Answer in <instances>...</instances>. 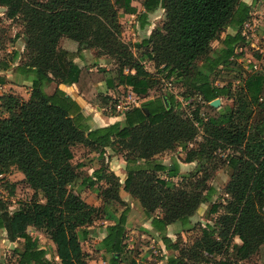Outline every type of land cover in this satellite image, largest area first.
Listing matches in <instances>:
<instances>
[{
  "label": "trees",
  "instance_id": "trees-1",
  "mask_svg": "<svg viewBox=\"0 0 264 264\" xmlns=\"http://www.w3.org/2000/svg\"><path fill=\"white\" fill-rule=\"evenodd\" d=\"M133 2L0 0L6 17L23 26L26 44L23 54L14 51L10 61H0V73L12 71L20 61L15 70L33 82L28 100L12 93L0 97V177L16 168L34 191L31 202L15 211L0 201V231L11 243L24 242L23 251L17 250L20 264H54L39 241L30 236L31 229L50 238L59 264H90L82 243L90 237V228L107 219L106 207L121 205L122 213L116 224L108 227L98 249L112 256L111 264H120L130 214L120 196L123 188L144 217L152 220L167 249L180 252L179 257H170L168 264H211L218 256L225 260L220 264H239L263 251L264 71L247 73L236 87L239 79L222 88L216 87L213 79L239 66L243 53L238 51L249 45L243 32L252 19L251 7L243 0H143L142 28L159 10L164 11V20L149 38L131 46L122 39L119 11L138 15ZM229 28L237 33L222 41ZM63 39L76 43L77 51L60 48ZM215 42H220L217 50L213 49ZM134 49L143 50L141 57ZM85 51L110 58L115 69L93 72L81 67L76 60L83 58ZM255 57L264 61V53ZM146 62L185 89L186 101L199 104L192 117L175 95H164L128 109L123 124L92 130L80 105L60 89L62 85L76 86L86 102L115 110L114 99L100 94L96 85L104 83L108 91L127 88L138 98H148L158 83ZM52 85L56 89L48 94ZM223 98L232 106H211ZM200 132L202 142L195 149L191 145ZM77 147L99 154L102 161L108 151L122 156L127 163L126 182L122 184L106 165L92 177L81 179L84 165L74 164ZM178 149L186 152L185 164H198V170L182 178L179 162L166 165L156 159ZM219 150L232 151L222 165L230 178L225 188L227 199L212 207L211 214L220 211L216 225L208 227L193 248L183 251L172 245L167 228L177 224L189 227L200 208L217 195L209 186L214 173L207 166ZM80 179L82 187L98 195L101 207L89 205L75 193ZM177 179L181 183H175ZM139 246L137 243L134 248L135 255Z\"/></svg>",
  "mask_w": 264,
  "mask_h": 264
},
{
  "label": "rangeland",
  "instance_id": "rangeland-1",
  "mask_svg": "<svg viewBox=\"0 0 264 264\" xmlns=\"http://www.w3.org/2000/svg\"><path fill=\"white\" fill-rule=\"evenodd\" d=\"M142 1L143 0H134L133 5L142 12ZM120 14V22L123 26V34L122 39L125 43L130 44L131 46H135L137 44H140L144 39L148 37L147 32L142 33L139 30V22H137V18L127 20L126 15L124 14L123 10L119 11ZM138 24V27L136 23ZM163 20L155 21V28L162 25ZM253 28H248V31L250 35H252ZM252 41L253 38H251ZM25 36H24V28L21 25L19 21H11L6 17V10L3 8H0V61H10L12 59L11 53L14 51H18L21 54L24 53L25 49ZM60 48L64 50H73L78 49L76 43L68 40L63 39L60 43ZM18 49V50H17ZM255 51V50H253ZM134 52L137 57H141V52L143 50H137L134 49ZM252 52V51H250ZM253 53V52H252ZM91 54L95 57H98V52L91 51ZM99 58V57H98ZM102 59L105 63V68L109 70H114L116 65L113 63L110 58L102 57L99 58ZM21 62L18 61L17 65H19ZM201 66V63H199ZM97 65H90L87 66V68L95 69ZM146 69L153 73L157 85L156 88L150 92V96L148 98H138L136 96H133L129 93V89L127 88H119L116 90L117 96L114 99L116 102V105L122 104L123 109L117 110L115 108L111 109L115 111L114 113H124L126 110L131 109L133 107H136L138 105H142L144 102L150 99H155L157 97H164V95H175L180 103H182L184 106L183 110L185 113H187V116L192 114L188 113V111H194L196 107L199 105L194 100L192 101H186L185 98L188 96L185 89L180 88L178 85L175 86L174 92H169L164 87L163 82L161 81V75L159 73H156L155 67L152 63L146 62ZM16 67L12 71L6 72V73H0L2 75L5 74V78L0 79L2 84H0V97L2 94H11L14 93L19 97H22L23 99H29V95L31 94V88H29L21 78V83H18L15 78L19 76L18 72L15 70ZM254 70V69H253ZM261 71V67L258 69ZM257 70V71H258ZM241 71V72H239ZM255 71V70H254ZM250 73V70H244L243 67H238L237 70H231L221 72V78L213 77L215 82L217 80H221L225 84H227L230 81H235V79L243 78V74ZM10 76V79L7 80V76ZM17 75V76H16ZM21 77V76H19ZM7 81H10L11 84H19L16 87H8ZM7 85V86H6ZM235 85H237L235 83ZM6 86V87H4ZM56 89L55 85H52L47 88L48 94H52L54 90ZM232 106V103L230 100L225 99V103L221 106L223 109H226L230 106ZM206 114V111H204ZM3 115V111L0 109V117ZM204 118H207L205 115ZM202 132H200V136L198 140L195 142L194 145H191V147L198 149V144L202 142ZM109 153H112L111 151ZM232 151H223L219 150L216 154L214 159L210 165L207 167L212 171L213 177L209 182V186L216 189L217 195L214 197V199L202 208L201 211L205 212V217L211 224H208L205 222H199L198 224L194 225L193 231H190L188 233H185V237H181L177 244L180 246L179 248L183 251L190 250L194 247V244L196 241H199L203 238L204 232L209 231L208 227L216 225V221L218 219V216L220 214V211L218 214L213 215L211 214V210L213 205H219V204H225V201L227 199V196L225 195V188L227 184L230 182V178L228 176V173L226 171V168H223V164L227 158L228 155H230ZM75 154V165H84V169L80 171V176L82 178H87V176H90L93 174L94 170L96 168H99L101 165H106V160L102 161L99 158V154L94 153L90 151L89 149H86L84 147H77L74 149ZM110 155H107V158ZM112 155L109 157L111 158ZM186 158V152H182L181 149H178L176 152H169L167 155L163 154L159 157L158 161L163 162L167 165H171L174 161H177L180 163V165L183 167L184 170H181V178L184 175H188L190 173L195 172L198 170V164H185L184 159ZM97 159L96 162H94ZM106 159V157H105ZM100 160V161H99ZM209 164V163H208ZM109 167V163L107 164ZM106 165V166H107ZM126 170L121 172V175L123 178H126ZM79 180L77 185L75 186L74 190H79V186L81 185L82 180ZM175 183H181V179L175 180ZM12 188H14V194L12 193ZM90 190V189H89ZM91 193V191H90ZM122 195L125 196L124 191H122ZM34 196V191L26 184L25 177L22 173H20L16 168L12 169L10 173L6 176L0 177V201H3L6 203V205L9 207L10 211H15L21 207L26 206L31 202ZM136 202V201H135ZM123 207L121 205H115L113 208L109 210L108 219L107 220H117V216H119L122 211ZM207 209V210H206ZM116 217V219H115ZM106 219V218H105ZM204 219V218H203ZM109 221V222H110ZM102 223H105V221H99L97 222L92 228H90V231L92 234V237H89L88 240L84 241L82 243L83 250L89 255L90 257V263L93 264H111L112 256L103 253V251H98L99 245L97 238H99V234L97 233L100 225ZM111 223V222H110ZM205 227H204V226ZM188 228V227H187ZM136 231V233H133V231ZM127 238H126V250L124 254L120 258V264H162L161 260H164V253L160 249V247L153 243L149 238H145V240L142 239V235L140 232H138V229L136 228L129 230L127 228L126 230ZM29 234L33 239H37L39 241V245L42 249H44L48 256L47 258L49 261H51L54 264L60 263L59 260L56 257V247L50 240V238L42 231H36V230H29ZM189 234V235H188ZM191 234V235H190ZM187 241V243H184V241ZM139 243V251L138 255H135L134 248L136 247V244ZM237 243V242H236ZM24 249V242L19 241L16 243H11L7 239V235L4 231H0V263L1 264H20V253ZM20 251L19 252H17ZM205 256V255H204ZM263 257V258H260ZM202 259V258H201ZM204 259V258H203ZM223 256H218L216 259H214L211 264H220L221 262H224ZM187 264H204L202 262L195 263V261H189ZM239 264H264V248L263 251L252 257L250 261L239 263Z\"/></svg>",
  "mask_w": 264,
  "mask_h": 264
},
{
  "label": "crops",
  "instance_id": "crops-1",
  "mask_svg": "<svg viewBox=\"0 0 264 264\" xmlns=\"http://www.w3.org/2000/svg\"><path fill=\"white\" fill-rule=\"evenodd\" d=\"M243 2L251 7L252 19L245 26V29L243 32L244 35H246V37H247L249 45L247 47L241 48L238 51L241 54L243 53V57L238 60V64H239L238 67H243L244 70H250V73L258 72L259 67H261V70L264 71V61L257 60L255 57V54L262 55L264 53V0H243ZM144 12H145V10H144V8H142V12H141V9L138 10V15H126V18H127V20H129V18L130 19L137 18V20H138L137 22H139V27H138L137 22H135L137 27L139 28L140 32H142L143 34L147 32V35H148L147 38H149L150 35L152 34V32L154 31L155 27H156L155 21L164 20V11L159 10L155 14L150 15L148 18L147 26L145 28H142L139 15L143 14ZM248 28L249 29L253 28L252 29L253 30L252 35H250ZM236 33H237V31L235 29L229 28L226 31V33L223 34L221 40L223 41L226 39L227 36L235 35ZM251 38H253L254 41H252ZM219 46H220V42H215L213 44V49L217 50L219 48ZM77 48H78V45H77ZM253 50H255V51H253ZM69 51L70 52H76L77 49L76 50L73 49V50H69ZM250 51H252L253 53ZM76 63L80 64V66L83 68H87V66H90V65H97L95 67V69H97L98 67L105 68V67H103V66H105V63L103 62V60L99 59L98 57L93 56L91 54V51L83 52V58L77 59ZM15 67H18V65H16ZM238 67H234L231 70H237ZM98 69L93 70L92 68H89V70L93 71V72H97ZM221 69H223V68H221ZM222 72H224V71H222ZM239 72H241V71H239ZM243 75H244L243 79H245L246 74H243ZM0 76L2 78L3 76H5V74L4 75L0 74ZM19 76H21V77H19ZM19 76H17V78H15L14 80H16L18 83H21V78H22V81L29 88H31V92H32V87H33L32 80H26L22 75H19ZM3 78H5V77H3ZM217 78H221V73H220L219 77H217ZM9 79H10V76L8 75L7 80H9ZM240 81H241V79L237 80L235 82L237 85H235V83H234V86L235 87L238 86ZM2 82L3 81H0V84H2ZM6 83H7L8 87L9 86L10 87H12V86L16 87L19 85V84L18 85L17 84H15V85L11 84L10 81H7ZM3 84H4V82H3ZM6 86H4V87H6ZM215 86L222 88V87L226 86V84L224 82H222L221 80H217L215 82ZM95 88L100 94H104L105 96H109L112 99H115L117 96V92L116 91H108L106 88V85L104 83L97 84ZM60 89L80 105V107L82 108V113H83L84 117L87 119L88 125L90 126V128L92 130L107 128V127L113 126L115 124H118V123L123 124L125 122V114H124L125 112L124 113L123 112L122 113H113L109 109H104L101 106H98L97 103L86 102L85 99L83 98V96L80 94V92L76 86L68 87V86L62 85V86H60ZM129 93L131 95L135 96L131 92L130 89H129ZM12 94H14V93H12ZM30 95H29V98H30ZM225 99L226 98L219 99L221 101V106L225 103ZM221 106L219 109H223ZM136 107H140V105H138ZM109 152L110 151H108V153L105 155V157H106L105 160H106L107 164L109 163L110 167L107 164L106 165L109 168V170L111 172H113L121 180V183L124 184L126 182V180L128 179V174H126V178H123L121 175V172L126 170V173H127V163L122 156L115 155L113 152L112 153H109ZM168 153L169 152H167L165 154L167 155ZM108 154L110 156L112 155V157L109 158L110 157L109 156L107 158ZM160 156H158L156 159L158 160ZM96 161H97V159L94 162H96ZM180 167H181V170H184L181 165H180ZM99 168H96L94 171L98 170ZM83 169L84 168H82L80 171H82ZM92 175L87 176V178L92 177ZM81 184H82V182H81ZM90 191L91 190H89V188H84V187H82V185H80L79 190H75V193L79 194L89 205L94 206V207H101L102 206L101 199L98 197L97 194L93 193L92 191L90 193ZM122 191H124V188L121 190V193H120L122 202L125 205V207L130 209V214L128 217L126 230H127V228H129V230L136 228V230L138 229V232H140V234L142 235L143 240H145V238H149V240H151L153 243H156L160 247L162 252L164 253V257H163L164 260H161V262L163 261L162 264H168V259L172 256L179 257L180 256L179 251H174L173 249H167V247L165 246V244L163 243V241L160 238V234L154 230L152 220L144 217V214H143L142 210L140 209L139 205L137 204V202H135V200L125 191H124L125 196H123ZM113 207H106L107 215L109 214V210ZM202 208H204V206L201 207L200 210L198 211V213L191 219V223H190L188 228H182L179 224L172 225V226H169L167 228L166 235L172 241V243H173L172 245H174V244L178 245L177 241L181 237L182 238L185 237V233L193 231L195 224H198L199 222L202 223L205 221L206 222L208 221L207 223L211 224V222H209V220H207V218L205 217L206 211H204V212L201 211ZM119 216H117V218H119ZM107 219H108V216H107ZM107 219L104 220L105 223H102V225H100V227L97 231V233L99 234L98 235L99 238H97V240H98L97 244L98 245H100L106 239L107 233H108L107 232L108 227L115 225L117 222V220L112 219L110 221ZM115 219H116V217H115ZM133 233H136V231L134 230ZM92 234L93 233H91L90 237H92ZM236 242L238 245H241V241L239 239H237ZM184 243H187V241L185 240ZM104 252L105 251H103V253ZM105 254H107V253L105 252ZM107 255H109V254H107ZM260 258H263V257H260ZM57 264H59V263H57ZM90 264H93V263H90Z\"/></svg>",
  "mask_w": 264,
  "mask_h": 264
},
{
  "label": "built area",
  "instance_id": "built-area-1",
  "mask_svg": "<svg viewBox=\"0 0 264 264\" xmlns=\"http://www.w3.org/2000/svg\"><path fill=\"white\" fill-rule=\"evenodd\" d=\"M167 74H165V75H162L161 76V81L163 82V84H164V87L166 88V90L167 91H169V92H174V90H175V85H174V83H173V79H169V78H167V76H166ZM183 105V104H182ZM185 106H189L188 105V103H187V105H185ZM184 105H183V107H185ZM116 109L117 110H122L123 109V105L122 104H119V105H117L116 106ZM127 111V110H126ZM188 113H193L192 111H188ZM191 117H192V115H190Z\"/></svg>",
  "mask_w": 264,
  "mask_h": 264
},
{
  "label": "water",
  "instance_id": "water-1",
  "mask_svg": "<svg viewBox=\"0 0 264 264\" xmlns=\"http://www.w3.org/2000/svg\"><path fill=\"white\" fill-rule=\"evenodd\" d=\"M211 106L214 107L215 109H219L221 106V101L217 99L211 103Z\"/></svg>",
  "mask_w": 264,
  "mask_h": 264
}]
</instances>
